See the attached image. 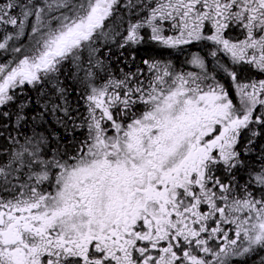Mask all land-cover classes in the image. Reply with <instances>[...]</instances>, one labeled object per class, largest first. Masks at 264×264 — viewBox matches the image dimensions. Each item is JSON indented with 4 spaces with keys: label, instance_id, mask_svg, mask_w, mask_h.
<instances>
[{
    "label": "snow or ice",
    "instance_id": "snow-or-ice-1",
    "mask_svg": "<svg viewBox=\"0 0 264 264\" xmlns=\"http://www.w3.org/2000/svg\"><path fill=\"white\" fill-rule=\"evenodd\" d=\"M250 262L264 0H0V264Z\"/></svg>",
    "mask_w": 264,
    "mask_h": 264
},
{
    "label": "flooded vegetation",
    "instance_id": "flooded-vegetation-1",
    "mask_svg": "<svg viewBox=\"0 0 264 264\" xmlns=\"http://www.w3.org/2000/svg\"><path fill=\"white\" fill-rule=\"evenodd\" d=\"M143 50H145L146 52H150V55H154L156 53V51L152 49V46H148L145 49H142L141 52H145Z\"/></svg>",
    "mask_w": 264,
    "mask_h": 264
},
{
    "label": "trees",
    "instance_id": "trees-1",
    "mask_svg": "<svg viewBox=\"0 0 264 264\" xmlns=\"http://www.w3.org/2000/svg\"><path fill=\"white\" fill-rule=\"evenodd\" d=\"M143 51H145V50H143ZM142 56H148V55H150V52H141L140 53ZM250 264H251V262H250Z\"/></svg>",
    "mask_w": 264,
    "mask_h": 264
},
{
    "label": "rangeland",
    "instance_id": "rangeland-1",
    "mask_svg": "<svg viewBox=\"0 0 264 264\" xmlns=\"http://www.w3.org/2000/svg\"><path fill=\"white\" fill-rule=\"evenodd\" d=\"M152 49H153L154 51H156V49H155L154 47H152Z\"/></svg>",
    "mask_w": 264,
    "mask_h": 264
}]
</instances>
